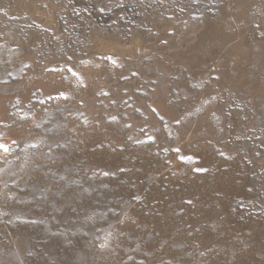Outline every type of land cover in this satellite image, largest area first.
I'll return each instance as SVG.
<instances>
[{
    "label": "rangeland",
    "instance_id": "obj_1",
    "mask_svg": "<svg viewBox=\"0 0 264 264\" xmlns=\"http://www.w3.org/2000/svg\"><path fill=\"white\" fill-rule=\"evenodd\" d=\"M0 264H264V0H0Z\"/></svg>",
    "mask_w": 264,
    "mask_h": 264
},
{
    "label": "snow or ice",
    "instance_id": "obj_2",
    "mask_svg": "<svg viewBox=\"0 0 264 264\" xmlns=\"http://www.w3.org/2000/svg\"><path fill=\"white\" fill-rule=\"evenodd\" d=\"M0 148H3V145H0Z\"/></svg>",
    "mask_w": 264,
    "mask_h": 264
}]
</instances>
